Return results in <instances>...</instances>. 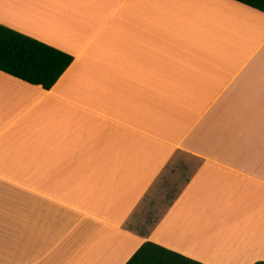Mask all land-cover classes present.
Listing matches in <instances>:
<instances>
[{"label":"crops","instance_id":"1","mask_svg":"<svg viewBox=\"0 0 264 264\" xmlns=\"http://www.w3.org/2000/svg\"><path fill=\"white\" fill-rule=\"evenodd\" d=\"M0 24L74 57L51 90L0 71V264L264 261V13L0 0ZM177 158L164 212L134 217Z\"/></svg>","mask_w":264,"mask_h":264},{"label":"trees","instance_id":"2","mask_svg":"<svg viewBox=\"0 0 264 264\" xmlns=\"http://www.w3.org/2000/svg\"><path fill=\"white\" fill-rule=\"evenodd\" d=\"M264 13V0H234ZM74 57L0 24V71L51 90ZM127 264H202L155 243H145ZM255 264H264V261Z\"/></svg>","mask_w":264,"mask_h":264},{"label":"rangeland","instance_id":"3","mask_svg":"<svg viewBox=\"0 0 264 264\" xmlns=\"http://www.w3.org/2000/svg\"><path fill=\"white\" fill-rule=\"evenodd\" d=\"M177 159L178 160L173 162V164L168 167V170L162 176H160L151 193L144 200V203L138 209L134 217L145 218L148 220L149 225H151V222L157 219L160 214L164 212L169 202V195L172 194L174 190H179L184 183L181 172L176 170L179 164L183 161L179 160V158ZM171 171L176 173L174 177L171 176ZM178 178L181 182H178ZM156 193H158V195H156ZM155 195L158 197H154Z\"/></svg>","mask_w":264,"mask_h":264}]
</instances>
